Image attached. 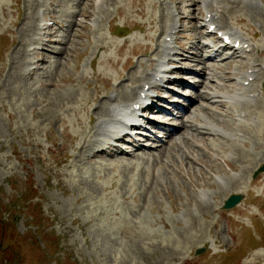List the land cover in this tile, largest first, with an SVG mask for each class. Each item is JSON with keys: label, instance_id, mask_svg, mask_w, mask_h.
Segmentation results:
<instances>
[{"label": "rangeland", "instance_id": "rangeland-1", "mask_svg": "<svg viewBox=\"0 0 264 264\" xmlns=\"http://www.w3.org/2000/svg\"><path fill=\"white\" fill-rule=\"evenodd\" d=\"M154 1L155 9L150 0H0V264H264V174L253 179L264 165V56L257 52L264 37L255 18L238 25L224 15V28L260 32L257 48L230 66L207 62L223 72L206 70L196 79L210 87L187 90L225 106L194 96L182 120L201 117L199 125L225 137L187 128L146 155L90 156L94 125L111 105L125 104L124 91L136 96L161 61L163 24L180 21L190 4ZM197 1L178 26L188 39L202 23L205 5ZM237 11L230 15L248 12ZM44 27L42 47L35 40ZM173 46L180 64L170 65L196 64L180 60L196 50ZM257 62L260 77L236 99L229 90L240 89L236 75ZM226 94L233 98H219ZM246 103L252 114L239 123ZM158 117L171 126L181 121ZM234 194L242 203L223 209Z\"/></svg>", "mask_w": 264, "mask_h": 264}, {"label": "bare ground", "instance_id": "bare-ground-1", "mask_svg": "<svg viewBox=\"0 0 264 264\" xmlns=\"http://www.w3.org/2000/svg\"><path fill=\"white\" fill-rule=\"evenodd\" d=\"M144 1H147V0H144ZM151 1V7L152 8H157V6H158V3L157 2H155L154 0H150ZM142 2H143V0H142ZM190 2V4H187L186 6H184V7H186L187 8V11L186 12H182L181 14H184L183 15V17L180 19V21L178 22V23H180V22H182V21H184L185 19L184 18H187V17H189L188 15H192L193 13L192 12H189V10L188 9H193L194 8V5H196L197 3H198V1L197 0H190L189 1ZM247 2V3H246ZM134 3H136V1H134ZM203 4H205L207 7H209L208 5H210V3H211V7H209L208 9H207V18L210 16L211 17V20H212V23L211 24H213V25H219V24H221L222 22H221V19H222V17H221V14H220V10L221 9H224V10H227V15L229 14H231V12L232 11H236V10H238L237 11V13H241V12H243L244 10H246V11H248L247 12V15H245L244 17L241 15L240 17L239 16H237V22L238 23H241V24H243V23H245L246 22V18H249V17H251V16H253V17H251V18H257L256 19V21L261 25V27L263 28V30H264V3H263V1L262 0H203V2H202ZM179 4H181V2H179ZM134 5V4H133ZM141 5V3H139V6ZM215 5H217V8L215 9L214 7H215ZM244 6V7H239V6ZM183 7V8H184ZM183 8H180L181 10H183ZM187 12H188V15H186L187 14ZM142 10L140 11V14L142 15ZM235 14V13H234ZM233 14V15H234ZM253 14V15H252ZM225 15H226V13H225ZM165 18V14L163 13V19ZM195 18V17H194ZM154 21H155V19L153 18V19H151V22L152 23H154ZM165 21V20H164ZM167 21H169L168 20V17H167ZM170 21H172V19L170 20ZM224 22V21H223ZM165 23V22H164ZM178 23H176V22H171V23H169V24H163V29H161V34L162 35H164V36H166V40L165 41H163L164 42V44L162 45V47H164L165 48V53H167V51H169L170 50V52H171V50H173V48L171 47V40L173 41L174 40V35H176L178 32ZM219 23V24H218ZM72 24V23H71ZM152 25V24H151ZM209 27H210V25H209ZM152 29H154V26H152ZM219 31H223V30H221V29H219ZM224 32V31H223ZM225 33L226 34H232L233 35V37H234V43H236L237 42V40H241V42H242V45H246V44H248L249 45V47H251L252 45H253V43H252V41L250 40V39H248L245 35H243L238 29H235V28H230L229 30H227V31H225ZM200 34V33H199ZM55 35V34H54ZM50 36V35H49ZM48 36V37H49ZM167 38H171V40L170 41H168L167 40ZM42 41H37V43L36 44H38V45H41L42 47L45 45V44H43L44 43V41H46L45 39L43 40V39H41ZM264 42V41H263ZM196 47H198V45H196ZM41 48H39V50H40ZM33 52H35V51H33ZM170 52H168L169 54V56H173V55H171L172 53H170ZM34 54V53H33ZM36 55H38V53H36ZM34 56V55H33ZM189 58H186V60H188ZM229 59H231L228 63H231V62H233V60H234V56H230L229 57ZM171 60V59H170ZM197 61H199L198 63H200V60H196L195 62H197ZM194 62V61H193ZM236 63V62H235ZM207 64V63H206ZM223 65V64H222ZM201 66V65H200ZM199 66V67H200ZM207 66H208V64H207ZM228 66V65H227ZM203 67V66H202ZM249 69L248 70H253V72H244V71H242L243 69H241L240 70V72H239V76L241 77V79H243L244 81H248V80H250L251 78H257L258 76H259V73H256V70H258L259 68H261V66L260 65H258V64H256V63H254L252 66H249L248 67ZM225 69V68H224ZM40 69H38L37 71H39ZM158 70H160V69H157V71H156V73H155V75L154 76H159V73H158ZM204 70H205V68H203V69H201L199 72H197L199 75L201 74V73H204ZM181 71H182V69H181ZM183 72V71H182ZM219 72V71H218ZM161 74H164V73H167V71H163V72H160ZM222 73V72H221ZM217 75V74H216ZM223 75V74H222ZM146 76V75H145ZM223 78V77H222ZM140 79V78H139ZM155 79H157L156 77H154V80ZM162 79H159V81H161ZM221 80V79H220ZM133 81H135V79L133 80ZM155 81H158V80H155ZM174 82H177L178 84H180V85H183L184 83V81L181 79H178V81H176V80H173ZM182 81V82H181ZM131 82V81H130ZM135 84V83H134ZM140 84V83H139ZM152 84H154V82H153V77H152V75L151 76H149V77H147V78H145L144 79V85H151V87H150V90L151 89H153V87H152ZM138 85V84H137ZM155 85H157V84H155ZM154 85V86H155ZM230 85V84H229ZM139 86V85H138ZM158 87V86H157ZM143 89L141 90V93H145L146 95H147V98L149 99H153V96H149V94H148V92H145V90H144V86L142 87ZM149 90V91H150ZM229 90H231V89H229ZM205 94V93H204ZM137 95V94H136ZM203 95V94H202ZM223 96V95H222ZM121 98H123V99H125L126 101V103L127 102H130V101H134V103H132L131 105H130V108L133 106V105H141V103L140 102H142V96H141V94L140 95H137V97L135 96V94L134 93H128V92H123L122 94H121V96H120ZM115 99V98H114ZM110 100L112 101L113 100V97H111L110 98ZM110 101V102H111ZM114 101V100H113ZM86 102V101H85ZM125 103V104H126ZM87 104V103H86ZM84 105V104H83ZM221 105V107H224L225 106V104L224 103H221L220 104ZM87 105H84L83 106V108H85ZM120 107V105H118V106H112V107H109V109H110V111H109V109H106V111H105V109H102V113H104V111H105V114H106V119H104L103 117V119L100 121V122H98V123H96L97 125H95L94 127H93V133H94V136H99V137H101V138H104L106 135L109 137L110 135L109 134H107V129L108 128H110V127H112V126H118V127H121L122 125H123V123H122V121H121V119L119 118L120 117V115L121 114H125V108H119ZM127 107H129V106H126V108ZM242 107H246V108H241V110H244L246 113H248L249 115L250 114H252V111H251V108H250V106H249V104L248 103H246V105H244V106H242ZM150 109H153V106L151 107V106H148V109L147 110H150ZM105 114H103V115H105ZM260 114V113H259ZM261 115V114H260ZM260 118H262V115H261V117ZM101 119V118H100ZM198 121V120H197ZM219 124H222V126H224V127H226L227 128V125H228V123L227 122H219ZM188 125H190V127L191 128H193V127H196L197 125H195V123H190L189 122V124L188 123H184V121L181 123V124H179L173 131H168L169 133H170V137L171 136H173V135H176V132L177 131H179L180 129L182 130H184L185 128H187L188 127ZM241 125H239V127H240ZM242 127V126H241ZM201 131H204L206 134L207 133H216V134H219L220 133V131H218L217 129H215V128H213V127H211V126H208V125H204V126H202V127H199V126H197V131L196 132H198L199 134H202V133H204V132H201ZM182 132V131H181ZM258 132V131H257ZM264 132V131H263ZM258 134H260V133H258ZM180 135V134H179ZM182 135V134H181ZM184 135H186V133L184 134ZM93 136V137H94ZM183 136V135H182ZM220 136V135H219ZM175 138V137H174ZM184 138V137H183ZM139 139V138H138ZM140 140V139H139ZM187 140L189 141V142H192L189 138H187ZM115 141H118L117 139H115ZM173 142H175V141H173ZM98 143L99 144H101L102 142L100 141V140H93L92 138L88 141V145H87V148L90 146V145H98ZM175 144V143H174ZM177 146H179V145H177ZM87 148H86V150H87ZM109 149L110 150H112V151H114L115 153H120V154H122L123 152H119V151H117V149L115 148V146H113V145H109ZM116 149V150H115ZM96 154H103L104 152L103 151H101V150H99V151H97V152H95ZM146 155V154H145ZM111 156H114V155H111ZM253 160H250V163L253 165Z\"/></svg>", "mask_w": 264, "mask_h": 264}, {"label": "water", "instance_id": "water-1", "mask_svg": "<svg viewBox=\"0 0 264 264\" xmlns=\"http://www.w3.org/2000/svg\"><path fill=\"white\" fill-rule=\"evenodd\" d=\"M261 170H264L261 169ZM242 200V196H233L230 198V200L227 202L226 208H231L237 205Z\"/></svg>", "mask_w": 264, "mask_h": 264}]
</instances>
